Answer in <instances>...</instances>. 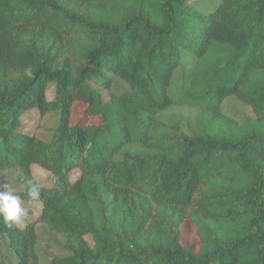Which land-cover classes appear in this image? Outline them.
Returning a JSON list of instances; mask_svg holds the SVG:
<instances>
[{
  "label": "trees",
  "instance_id": "16d2710c",
  "mask_svg": "<svg viewBox=\"0 0 264 264\" xmlns=\"http://www.w3.org/2000/svg\"><path fill=\"white\" fill-rule=\"evenodd\" d=\"M77 101L97 119L72 122ZM31 107L57 113L49 136L22 129ZM0 170L39 206L0 217V264H264V0H0ZM38 220L64 254L45 260Z\"/></svg>",
  "mask_w": 264,
  "mask_h": 264
},
{
  "label": "rangeland",
  "instance_id": "374dc122",
  "mask_svg": "<svg viewBox=\"0 0 264 264\" xmlns=\"http://www.w3.org/2000/svg\"><path fill=\"white\" fill-rule=\"evenodd\" d=\"M199 1V0H191ZM55 94V86L49 84L46 89L47 98L51 99ZM86 103L84 101H77L73 105L72 109V122L77 120L82 121H94L97 119L94 115H88L85 113ZM222 109L224 113L233 116L241 120L245 115H254V111L250 105L245 104L237 96L231 95L224 99L222 102ZM199 113L198 107L189 106H176L165 111L162 115L164 119L171 121L181 122L183 129L186 131H192L196 128V116ZM57 113L51 112L41 114L36 107L28 108L22 116V129L34 134H40L42 136L50 135V127L56 122ZM32 171L41 183L49 184L51 182L50 172L39 165H33ZM8 184L11 187H21L22 185L16 183V175L14 172L7 170H0V185ZM24 206L27 209V215L25 220L33 221L38 218L39 206L29 202H24ZM38 233H39V249L43 253L45 260L64 254L63 250V238L60 234L52 232L49 228L40 220L37 221ZM181 241L184 244L191 245L194 249L199 247V235L190 227L188 223L182 225Z\"/></svg>",
  "mask_w": 264,
  "mask_h": 264
},
{
  "label": "clouds",
  "instance_id": "9594fccd",
  "mask_svg": "<svg viewBox=\"0 0 264 264\" xmlns=\"http://www.w3.org/2000/svg\"><path fill=\"white\" fill-rule=\"evenodd\" d=\"M28 197L35 201L40 197L39 187H33ZM27 209L20 195L14 193L10 185H0V217L8 227H22L25 223Z\"/></svg>",
  "mask_w": 264,
  "mask_h": 264
}]
</instances>
